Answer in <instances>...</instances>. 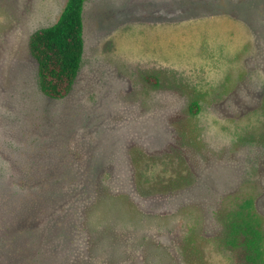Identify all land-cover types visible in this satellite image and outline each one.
Here are the masks:
<instances>
[{"label":"rangeland","instance_id":"1","mask_svg":"<svg viewBox=\"0 0 264 264\" xmlns=\"http://www.w3.org/2000/svg\"><path fill=\"white\" fill-rule=\"evenodd\" d=\"M66 2L0 0V252L247 264L224 238L249 201L264 242V0H87L80 72L52 100L28 45Z\"/></svg>","mask_w":264,"mask_h":264},{"label":"trees","instance_id":"2","mask_svg":"<svg viewBox=\"0 0 264 264\" xmlns=\"http://www.w3.org/2000/svg\"><path fill=\"white\" fill-rule=\"evenodd\" d=\"M87 0H67L55 25L36 31L29 39V53L38 69V85L49 99L60 100L72 90L80 72L84 53L83 12ZM156 84L155 79L147 78ZM198 111L197 104L193 105ZM247 201L240 210L226 217L224 245L240 250L247 264L264 263V242L257 223L251 220ZM0 252V264H10Z\"/></svg>","mask_w":264,"mask_h":264}]
</instances>
